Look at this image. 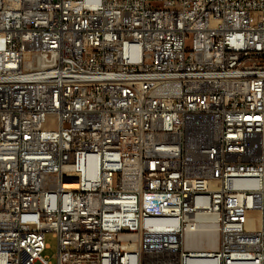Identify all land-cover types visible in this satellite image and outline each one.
<instances>
[{
	"label": "built area",
	"instance_id": "built-area-1",
	"mask_svg": "<svg viewBox=\"0 0 264 264\" xmlns=\"http://www.w3.org/2000/svg\"><path fill=\"white\" fill-rule=\"evenodd\" d=\"M47 233L55 264H264V0H0V264Z\"/></svg>",
	"mask_w": 264,
	"mask_h": 264
},
{
	"label": "bare ground",
	"instance_id": "bare-ground-1",
	"mask_svg": "<svg viewBox=\"0 0 264 264\" xmlns=\"http://www.w3.org/2000/svg\"><path fill=\"white\" fill-rule=\"evenodd\" d=\"M191 245L193 248H208V249H214L216 245V238L213 235V232L211 229L205 230L203 233L196 236L192 242Z\"/></svg>",
	"mask_w": 264,
	"mask_h": 264
},
{
	"label": "rangeland",
	"instance_id": "rangeland-1",
	"mask_svg": "<svg viewBox=\"0 0 264 264\" xmlns=\"http://www.w3.org/2000/svg\"><path fill=\"white\" fill-rule=\"evenodd\" d=\"M68 176H65V183L68 181ZM44 243L47 245V249L43 252V256L51 263L55 264L54 255L56 253L57 242L52 233H47L44 236Z\"/></svg>",
	"mask_w": 264,
	"mask_h": 264
}]
</instances>
